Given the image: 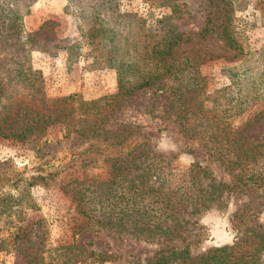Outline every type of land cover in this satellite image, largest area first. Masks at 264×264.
Masks as SVG:
<instances>
[{"label":"rangeland","instance_id":"obj_1","mask_svg":"<svg viewBox=\"0 0 264 264\" xmlns=\"http://www.w3.org/2000/svg\"><path fill=\"white\" fill-rule=\"evenodd\" d=\"M260 2L264 0H0L6 12L22 15L23 36L40 32L45 37L29 58L33 68L41 71L52 100L76 94L89 101L116 94L119 66L129 60L124 55L127 49L131 55L143 53L170 37L167 31L180 33L185 41L173 52L183 70L174 83L198 88L199 100L206 97L204 108L218 118L212 120L232 133L241 132L245 144L264 143V8ZM207 27L210 31L203 35ZM176 101L154 90L139 92L121 103L114 119L118 122L112 120L110 127L116 132L125 123L141 127L148 147L170 161L162 169L170 173L165 188L184 186L190 179L193 188H208L212 179L229 186L208 208L190 216L193 223L179 237L150 242L93 221L90 227L80 228L86 221L76 192L84 193L83 210L98 216L108 208L98 201L103 204L105 197L99 193L108 188L111 171L107 161L82 151L85 139L69 133L64 124H55L40 140L0 135V158L16 165L23 178L21 189L34 204L32 209L24 206L27 219L23 222L0 216V264H34L27 250H35L27 252L36 255L40 247L47 257L48 248L72 242L107 251L111 257L101 264L153 263L166 247L186 251L194 263L215 248L233 245L254 223H264L263 189L254 192L241 185L251 168H245L242 178L240 167H228L204 149L206 140L186 136L175 114ZM195 103V99L188 102L189 110ZM170 104L166 119L164 109ZM254 167L264 173V156ZM201 168L204 176L197 174ZM4 191L17 195L20 188ZM28 220H33V245L14 237Z\"/></svg>","mask_w":264,"mask_h":264},{"label":"trees","instance_id":"obj_2","mask_svg":"<svg viewBox=\"0 0 264 264\" xmlns=\"http://www.w3.org/2000/svg\"><path fill=\"white\" fill-rule=\"evenodd\" d=\"M260 3L264 8V2ZM2 6L0 3V57L5 58L7 54L8 57L0 59V135L21 141L29 137L33 141L40 140L49 126L64 124L69 133H76L85 139L82 151L87 156L102 158L109 164L111 178L105 184L108 187L105 192L99 193L102 198L105 197L103 204L98 201L102 207L107 204V210L98 216L87 213L82 207L87 206V202H83L84 193L81 189L76 192L78 208L84 213L86 221L80 228L90 227V221H93L146 241H171L193 223L190 216L208 208L229 187L212 179L208 188H193L194 183L191 184L190 179L184 186L165 188L170 173L162 169L169 166L170 161L148 147V137L139 132L141 127L125 123L119 132L110 127L121 109V103L145 90L164 93L167 99L176 98L175 107L179 108L175 114L183 133L190 139L206 140L208 143L204 149L222 164L240 167L242 178L246 175L245 168H251L247 181L241 185L254 192L263 189L264 193V173L254 171L258 159L264 156V143L245 144L241 132L232 133V129L220 128L218 122L212 120L215 115L204 108L206 97L199 100L198 93H195L198 88L191 89L181 82L174 83L183 70L176 63L173 52L176 46L185 41L180 33L167 31L170 37L143 53L131 55L127 49L124 55H128L129 60L121 62L119 66L116 94L89 101L76 94L52 100L46 93L41 71L33 68L29 58L30 51L38 48L40 38L45 37L40 32L38 35L23 36L22 15L17 11L10 14ZM171 7L173 15L176 6ZM168 18L164 17L158 23ZM209 31L207 27L203 35ZM223 37L233 49L238 48L227 34ZM190 93L195 95L192 97ZM26 97L29 98L27 101L24 99ZM192 99L196 103L189 110L187 104ZM214 99L216 101L217 98ZM171 104L164 109L166 119L170 117ZM204 172V168L197 170L198 176H204ZM22 181L13 161L0 158V216L16 217L19 222L27 219L24 218L23 208L32 209L34 204L25 189H21ZM6 187L20 188V192L17 195L5 192ZM25 199L26 203L23 204ZM32 226L33 220H28L25 226L18 227L14 237L32 244ZM27 251L32 253L35 250ZM27 251V255L33 257L34 264H101L111 257L107 251L88 249L74 242L48 248L47 257L43 256L40 247L36 248V255ZM157 255L154 262L149 264H264V223H254L236 243L215 248L194 263L190 262L186 251H178L174 247H166Z\"/></svg>","mask_w":264,"mask_h":264}]
</instances>
